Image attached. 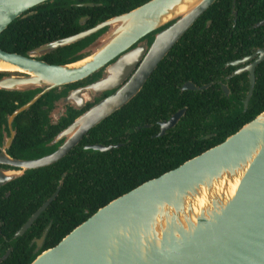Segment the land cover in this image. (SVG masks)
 I'll use <instances>...</instances> for the list:
<instances>
[{"label": "water", "instance_id": "water-1", "mask_svg": "<svg viewBox=\"0 0 264 264\" xmlns=\"http://www.w3.org/2000/svg\"><path fill=\"white\" fill-rule=\"evenodd\" d=\"M44 1L0 0V32L11 20L31 14L33 11L27 10ZM213 1L147 0L90 28L41 46H65L106 25L113 27L93 52L64 64H48L31 55L0 49V65L15 67L28 75L1 79L0 88L47 85V89L88 76L147 33L171 22L155 33L145 53L141 48L142 59L125 82L58 133L57 139L63 141L52 152L22 166L41 167L57 161L91 127L131 99L171 46ZM136 50L134 47L106 65L105 76L86 89L93 93L115 87L118 81L114 77L127 70L126 59ZM263 56L261 49L252 66ZM251 67L244 107L253 84ZM39 95L14 110L9 120ZM181 113L182 110L160 122L156 135L171 126ZM110 147L97 143L84 145L98 151ZM58 189L59 185L13 237L24 232ZM47 229L48 225L37 244ZM28 264H264V109L220 142L99 206Z\"/></svg>", "mask_w": 264, "mask_h": 264}, {"label": "trees", "instance_id": "trees-1", "mask_svg": "<svg viewBox=\"0 0 264 264\" xmlns=\"http://www.w3.org/2000/svg\"><path fill=\"white\" fill-rule=\"evenodd\" d=\"M145 1L147 0H46L28 9L27 11H33L31 14L17 17L8 23L0 32V49L22 54L23 51L41 43L89 28ZM227 1L229 0H214L196 18L167 55L159 61L131 99L91 127L63 157L37 169L39 200L29 212H33L54 191L60 179L59 190L22 235L13 238L12 234L19 223H14L7 217L2 219L1 233L8 241H3L0 234V256L6 247H10V250L7 256L0 260V264L29 263L33 257L26 256L29 253L27 234L33 226L37 225V233H39L50 222L41 248L54 245L99 206L142 181L155 177L201 150L220 142L264 109V62H261L256 68L254 88L244 111L241 112L240 107L236 114L231 115L228 127L214 130V135L210 139H203L202 146H198L192 154H185L186 149L182 144V140L187 137L186 125L192 121L191 99H187L188 102L183 104L186 105V111L173 128L161 136L150 135L154 131L151 129L155 127L154 120L166 117L170 107H175L172 100L161 99V95L168 94L170 89L168 82H162L163 69L169 64L174 66L175 61L182 64L184 60L192 59L189 53L194 49L178 47V45L226 42L227 39L240 41V35L222 34L214 35L212 38L209 33L193 31L197 26H203L206 19H211L212 22L208 27L224 21L227 11H223V5ZM80 3H91V5H79ZM84 15L86 16L84 22L78 23L79 17ZM94 36L95 33L60 48L73 53L91 41ZM173 52H178V55L173 56ZM6 93L8 96L11 95L10 92ZM9 98L13 97H8L7 103L0 101V113H2L1 108L9 112L15 107L12 99ZM26 98L24 97L23 100ZM18 100L21 101V97ZM40 100L38 99L30 107L36 106ZM161 105L163 108L160 109ZM24 112L26 111L21 113ZM43 122L44 117L41 118V124ZM149 123H151L149 127L143 126ZM94 143L118 145L104 151L82 148L84 144ZM63 172L64 175L60 178ZM2 213L0 211V215H3Z\"/></svg>", "mask_w": 264, "mask_h": 264}, {"label": "flooded vegetation", "instance_id": "flooded-vegetation-1", "mask_svg": "<svg viewBox=\"0 0 264 264\" xmlns=\"http://www.w3.org/2000/svg\"><path fill=\"white\" fill-rule=\"evenodd\" d=\"M223 6V11H227L224 21L208 27V24L212 22L211 19H206L203 26H197L193 31L195 33H209L212 38L214 35L217 36L222 34H227L228 36L232 34L240 35V41L227 39L226 42L217 41L180 44L178 47H191L194 49L189 53L192 57L191 61L186 59L182 64L178 63L179 61H175L174 66L169 64L163 69L161 74L163 78L162 82L164 81L170 84L169 93L162 94L161 99L165 101L168 99L172 100L175 107H170L166 117H159L154 120L155 127L151 128L154 131L151 132L150 135L161 136L166 133L167 130L173 128L186 111V105L183 104L187 99H191L192 110L190 113L192 115V121L190 124L186 125L188 131L187 137L182 140V144L186 149L185 154H192V151L198 148V146H202L203 142L201 141L203 139H210L211 136L214 135V130L228 127V123L231 121V115L233 113L236 114L240 107V111H244L247 103L244 107L243 99L249 87V68L259 56V50L264 49V0H229L225 2ZM217 7L221 8V6ZM220 17L222 16L220 15ZM80 18H83L82 22H79ZM79 19L78 23H83L86 16H81ZM169 23L147 33L135 41L125 51L121 52L122 54L137 47V50L134 51L133 58L128 60L127 70L124 69L122 74L114 77L113 80L118 82L113 88L99 90L95 93L86 89L91 83L105 76V66L113 63L115 59L121 55L120 53L107 61L96 71L74 82L64 83L47 89V85H32L23 89L0 88V101H6L7 103V98L13 97L9 99H12V104L15 106L9 112L1 108L2 113H0V211L3 212V215H0V226L3 223L2 219L7 217L13 220L14 223H19L16 228L17 230L40 206L35 208L33 212H29L39 200L37 169L40 167H25L22 166V163L37 159L52 152L63 141V138L57 139L58 133H60L76 116L113 92L118 86L125 82L142 59L143 54H140L141 48H144L145 53L155 33L165 28ZM107 28L108 25L84 36L83 38L95 33L91 41L73 53L60 48L63 46L41 48L43 44L47 43L45 42L23 51L22 55H31L32 58L48 64L68 63L93 52L96 47L102 43L100 39L104 38L107 34ZM167 53L163 57H165ZM172 55L176 56L178 52H173ZM261 62H264V56L251 67L253 68L251 93L254 88L256 68ZM26 77H28V75L22 72L0 71V80L5 78ZM184 85L186 87H183ZM6 92H10L11 95L8 96ZM38 93H40V95L33 103L38 99L41 100L36 106L30 107L33 104L31 103L26 108L17 112L12 116L11 120H9L14 110L28 102ZM20 97L21 101L18 100ZM24 97L27 98L23 100ZM161 108H163V105L160 106V109ZM180 110H182V113L176 118L174 123L165 128L160 135H156L160 131L159 123L165 122L169 117ZM23 111L26 112L21 113ZM42 117H44V122L41 124ZM150 125L151 123L144 124L143 126L149 127ZM171 131L173 132V130ZM199 133L201 134L198 136ZM84 145H82V148L88 149L84 148ZM106 145H111V147H113L118 144ZM63 175L64 172L60 174V178H62ZM57 185L60 187V179ZM28 212L29 214L26 216ZM23 218L24 220L22 221ZM34 219L30 225L34 223ZM49 223L50 222H48L39 233H37V225L33 226L28 232L27 246L29 248V253L26 254V256L29 255L34 257L43 250L41 247L44 238L39 244H37V239L40 237L44 228L47 225L49 227ZM30 225L24 232L29 229ZM0 234L3 241H8L1 233V229ZM6 250L9 252L10 247H6L4 252Z\"/></svg>", "mask_w": 264, "mask_h": 264}, {"label": "bare ground", "instance_id": "bare-ground-1", "mask_svg": "<svg viewBox=\"0 0 264 264\" xmlns=\"http://www.w3.org/2000/svg\"><path fill=\"white\" fill-rule=\"evenodd\" d=\"M133 56H134V52H133V54H131L129 56L128 59H126L127 63L129 62L128 60H130V58H133ZM0 71H16V72H18V70L15 67L8 66V65H0Z\"/></svg>", "mask_w": 264, "mask_h": 264}, {"label": "rangeland", "instance_id": "rangeland-1", "mask_svg": "<svg viewBox=\"0 0 264 264\" xmlns=\"http://www.w3.org/2000/svg\"><path fill=\"white\" fill-rule=\"evenodd\" d=\"M112 28H113L112 26L108 25L107 32L111 31ZM93 93H95V92H93Z\"/></svg>", "mask_w": 264, "mask_h": 264}]
</instances>
